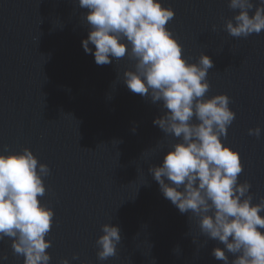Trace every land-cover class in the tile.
<instances>
[{
	"label": "water",
	"instance_id": "1",
	"mask_svg": "<svg viewBox=\"0 0 264 264\" xmlns=\"http://www.w3.org/2000/svg\"><path fill=\"white\" fill-rule=\"evenodd\" d=\"M228 2L161 0L174 10L166 27L183 58L196 63L203 53L213 61L206 98H231L236 116L222 143L240 154L238 183L250 182L258 203L264 197V30L230 36L224 23L238 10ZM85 12L78 0H0V154L28 148L50 168L38 197L54 211L46 237L50 264L65 258L70 264H223L211 255L223 245L200 232L198 218L181 214L148 171L179 142L153 124L160 103L123 83L132 67L127 57L98 66L84 52ZM256 126L260 138L248 134ZM106 223L119 225L122 239L117 254L100 261L96 240ZM4 254L8 260L0 264H23L9 238L0 241Z\"/></svg>",
	"mask_w": 264,
	"mask_h": 264
},
{
	"label": "clouds",
	"instance_id": "2",
	"mask_svg": "<svg viewBox=\"0 0 264 264\" xmlns=\"http://www.w3.org/2000/svg\"><path fill=\"white\" fill-rule=\"evenodd\" d=\"M78 5L86 10L88 24L84 52L98 66L127 57L132 67L124 70L123 83L152 104L160 103L161 115L153 124L179 141L160 164L148 169L163 196L181 214L198 218L200 232L223 245L212 249L216 260L264 264V197L253 203L250 182L238 183L240 154L222 143L236 113L227 94L206 98L211 57L202 53L196 63L183 58L182 46L166 27L174 10L161 0H78ZM228 7L238 10L224 23L230 36L247 38L264 30V0H229ZM261 132L260 126L248 129L256 138ZM4 152H9L7 146ZM49 175L48 165L28 148L0 154V241L9 238L23 264H50L46 250L52 241L46 237L54 211L38 199L46 192L44 178ZM101 232L97 258L105 261L117 254L121 229L106 223ZM7 260V254L0 256V261Z\"/></svg>",
	"mask_w": 264,
	"mask_h": 264
}]
</instances>
